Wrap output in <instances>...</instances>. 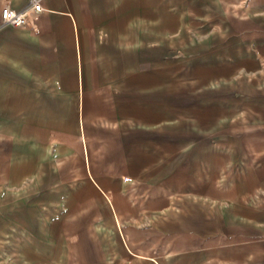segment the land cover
Listing matches in <instances>:
<instances>
[{
  "label": "crops",
  "instance_id": "crops-1",
  "mask_svg": "<svg viewBox=\"0 0 264 264\" xmlns=\"http://www.w3.org/2000/svg\"><path fill=\"white\" fill-rule=\"evenodd\" d=\"M29 1L0 0L28 11L0 29V264H264V37L263 87L208 140L186 102L205 59L152 36L175 1ZM197 4L222 33L223 0ZM247 12L264 31V0Z\"/></svg>",
  "mask_w": 264,
  "mask_h": 264
},
{
  "label": "rangeland",
  "instance_id": "rangeland-1",
  "mask_svg": "<svg viewBox=\"0 0 264 264\" xmlns=\"http://www.w3.org/2000/svg\"><path fill=\"white\" fill-rule=\"evenodd\" d=\"M173 1L177 9L171 11L172 16L157 21L152 19L150 26L152 36L154 34L161 43H169L171 47L179 49L167 53L170 58L190 59L195 64L205 59L206 80L204 83L191 82L190 95L192 98L186 101L190 103L191 121L198 125L205 114L206 138L208 140L228 138L232 120L236 122L237 119L236 116H232V108H237V97L240 95L234 94L248 88L253 89V86L263 87L253 80L247 83L248 72L254 63L253 72L260 71L256 62H252L249 44L256 39L262 41L264 31L260 30L253 35L252 29L262 28L263 21H253L247 17L249 15L248 0H223L222 33H220L216 31L214 18L205 20V23H201L198 19V0ZM219 26L217 25V28ZM162 27L175 31V35H166L160 30L156 31L157 28ZM203 27H206V30H202ZM254 38L255 40L249 43ZM182 47L186 51H182ZM218 65L221 66L220 74ZM175 86L178 95H182L183 85Z\"/></svg>",
  "mask_w": 264,
  "mask_h": 264
},
{
  "label": "built area",
  "instance_id": "built-area-1",
  "mask_svg": "<svg viewBox=\"0 0 264 264\" xmlns=\"http://www.w3.org/2000/svg\"><path fill=\"white\" fill-rule=\"evenodd\" d=\"M29 9L35 13L40 12V5L38 0L29 1ZM27 10L16 11L9 7H4L0 11V29L2 27H24L27 25Z\"/></svg>",
  "mask_w": 264,
  "mask_h": 264
}]
</instances>
